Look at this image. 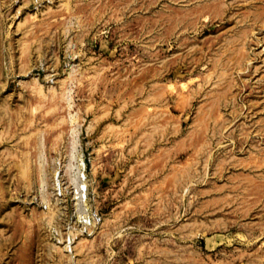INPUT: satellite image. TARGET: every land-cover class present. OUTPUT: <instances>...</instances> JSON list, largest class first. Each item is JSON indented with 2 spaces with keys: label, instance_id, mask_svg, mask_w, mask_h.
<instances>
[{
  "label": "rangeland",
  "instance_id": "rangeland-1",
  "mask_svg": "<svg viewBox=\"0 0 264 264\" xmlns=\"http://www.w3.org/2000/svg\"><path fill=\"white\" fill-rule=\"evenodd\" d=\"M0 264H264V0H0Z\"/></svg>",
  "mask_w": 264,
  "mask_h": 264
},
{
  "label": "bare ground",
  "instance_id": "bare-ground-1",
  "mask_svg": "<svg viewBox=\"0 0 264 264\" xmlns=\"http://www.w3.org/2000/svg\"><path fill=\"white\" fill-rule=\"evenodd\" d=\"M34 80V79H33ZM35 81V80H34ZM183 86V85H182ZM174 89V88H173ZM39 90V89H38ZM38 92V91H37ZM70 139H72V138H70ZM70 142H71V140H70ZM73 144H75V143H73ZM73 159H74V156H73ZM39 162V161H38ZM41 163V162H40ZM81 165V164H80ZM83 165V164H82ZM81 165V166H82ZM84 168V167H83ZM42 169V174H41V176H40V181H41V183L40 184H42L43 186H45V184H46V181H45V177H44V169H43V167L41 168ZM71 171H72V166H68V169L66 170V173L68 174V175H70V173H71ZM83 177V176H82ZM76 185H77V194H79V189H81L82 187V189H84V186H80L79 185V182H77L76 181ZM75 192H76V190H75ZM87 222V221H86ZM69 243V242H68Z\"/></svg>",
  "mask_w": 264,
  "mask_h": 264
}]
</instances>
